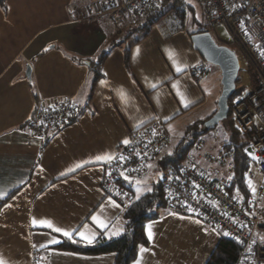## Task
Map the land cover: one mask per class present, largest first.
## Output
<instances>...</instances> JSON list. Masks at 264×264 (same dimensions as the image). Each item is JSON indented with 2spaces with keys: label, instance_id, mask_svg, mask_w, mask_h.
<instances>
[{
  "label": "crops",
  "instance_id": "obj_1",
  "mask_svg": "<svg viewBox=\"0 0 264 264\" xmlns=\"http://www.w3.org/2000/svg\"><path fill=\"white\" fill-rule=\"evenodd\" d=\"M92 1L4 0L0 5V259L5 264H114V254L56 249L69 239L32 221H50L83 244L89 243L76 232L94 233L95 240L119 237L125 203L104 191L107 162L95 157L114 156L134 132L159 126L165 127L167 141L158 155L167 154L172 133L184 136L216 110V87L210 94L205 88L208 75L197 84L191 73L203 61L190 41L195 31L187 26L183 31L171 16L149 31L128 21L113 25L108 15L81 20ZM103 53L101 78L94 83L92 64ZM37 102L48 109L65 102L76 109V119L44 141L28 126ZM201 151L192 147L188 154L202 168H214L203 164ZM154 183L129 187L139 197ZM159 214L145 225L148 246L138 251L139 264H205L222 235L167 208ZM92 216L107 227H98Z\"/></svg>",
  "mask_w": 264,
  "mask_h": 264
},
{
  "label": "built area",
  "instance_id": "obj_2",
  "mask_svg": "<svg viewBox=\"0 0 264 264\" xmlns=\"http://www.w3.org/2000/svg\"><path fill=\"white\" fill-rule=\"evenodd\" d=\"M201 7L205 28L213 31L224 28L232 37L244 57L243 64L251 77V92L231 108L234 124L240 136L249 145L250 158L259 170L262 185L254 194L244 196L232 187L234 154L212 149L203 160L212 169L199 166L193 154H188L178 169L167 168L161 174L160 184L167 210L198 219L209 228L226 236L242 248L237 264H264V0H191ZM190 0H93L86 18L94 19L108 15L113 25L128 21L143 22L166 4L174 3L182 16L183 31L191 10ZM175 9L168 16L174 19ZM168 19L166 17L164 20ZM238 70L241 63L237 61ZM196 83L208 74L207 63L191 69ZM76 109L65 102H58L48 109L37 102L28 121L29 128L44 141L56 129L67 124ZM128 145L119 147L114 159L106 163L102 187L111 191L121 204L132 199L126 191L130 184L122 176L139 180L145 172L146 163L154 159L167 141L164 126L142 128L134 132ZM203 142L193 147L198 152ZM123 156L126 159L121 160ZM231 177V179H229ZM191 208L193 211H189Z\"/></svg>",
  "mask_w": 264,
  "mask_h": 264
},
{
  "label": "trees",
  "instance_id": "obj_3",
  "mask_svg": "<svg viewBox=\"0 0 264 264\" xmlns=\"http://www.w3.org/2000/svg\"><path fill=\"white\" fill-rule=\"evenodd\" d=\"M3 1L4 0H0V5ZM174 7V3L166 4L163 8L148 17L144 22H140V29L149 31L153 26H156L166 18L171 10L174 9L175 20L178 21V24L183 28L182 16L178 12L179 10ZM186 26L187 24L185 27ZM207 31L206 28L201 27L195 31V34L205 33ZM106 56V53H103L99 57L97 63L92 64L94 83L101 78L99 69ZM229 114L230 112L228 111L226 121L229 120ZM75 119L76 115H74L70 121L62 127L70 125ZM203 123H201V125ZM191 129H193V127H191ZM203 131L207 130L204 128ZM201 134L200 131L196 132L194 129L190 132L187 130L171 154L157 155L155 157L158 169L162 172L170 167L178 169L184 158L192 149L193 143L200 138ZM239 137L241 136L236 128V132L231 135L226 143H224L222 150L224 152L232 151L234 154L232 187L238 189L242 195L247 196L251 193V189L246 180V174L250 163H253V161L246 153V145H238L236 143ZM125 189L132 195V199L121 205L123 209L124 227L119 237L106 239L105 237L100 236L92 244H83L76 239L62 240L61 244L56 249L88 256L114 254V264H133L137 258L140 247L148 246V239L144 231L146 223L157 219L160 215L159 211L165 210L166 204L163 198L160 181L155 182L152 185L151 191L139 196V198L134 196L130 187ZM10 198L11 195L7 197V200ZM241 255L242 248L239 245L225 236H221L205 264H237Z\"/></svg>",
  "mask_w": 264,
  "mask_h": 264
},
{
  "label": "rangeland",
  "instance_id": "obj_4",
  "mask_svg": "<svg viewBox=\"0 0 264 264\" xmlns=\"http://www.w3.org/2000/svg\"><path fill=\"white\" fill-rule=\"evenodd\" d=\"M189 3L191 4L190 5L191 10L189 12L188 19H187L188 29L191 31H196L201 27L205 28L204 23H203V18H202L201 7L197 3H195L194 1L190 0ZM139 24H140V22L133 23V26L137 28ZM209 34L217 45L224 46V47L228 48L229 50H231L232 52H234L237 61L241 63V67L239 68L238 73H237V79L235 82V92L227 103L228 111L230 112L229 120L226 121V119H227L226 118L225 121L220 122L213 129H211V130L206 129L207 131H203V129H204L203 124L204 123L202 121L195 123L194 125L190 126L189 127L190 129L188 128L189 132L191 130L193 131V129H194L196 132L200 131V133H202L200 135V138H198L193 143V146H192V147H194L198 141L203 142V147H202V151H201L202 152L201 158H204L208 154L207 151L209 148L212 149V155L213 156L218 155L219 150L223 149L222 147H223L224 143H226L230 139L231 135L236 132V127L233 124L234 116L231 113V108L233 105L237 104L242 98H244L245 96H247L251 92V77L249 76V72H248L247 68L243 64L244 57L241 54V52L239 51V49L237 48V46L233 43L232 37L230 36V34L224 28H216L213 31H210ZM207 67H208V74H207L208 77L205 81V83H206L205 88H206L207 92L210 94L213 91L212 89L214 87H216L215 93L213 92L214 93L213 95L216 97V100L214 101V104L216 105L217 98L220 94V89H221V87H220V72H219L217 67H214L212 65L207 64ZM201 123H203V124L201 125ZM191 127H193V129H191ZM182 138H183V135H181L179 133H172L171 137L169 138L170 139V142H169L170 146L167 148L165 153L171 154L174 151V149L176 148V146L178 145V143L181 141ZM236 143L238 145L245 144L246 150L249 149V145L246 143V141L242 137H239V139H237ZM202 162L204 165L207 164L204 160H202ZM155 163H156V161H153V162L148 161L146 163V168H145L146 174H145V176L142 175V177L139 179V180L142 179L141 181H144V183L140 184V185H145V187L143 189L149 187L148 184L151 185L154 182L160 181L162 171H160L158 169V167L155 165ZM149 165H151V167H148ZM246 180H247L248 184L250 183L252 186L250 188L251 191L253 192L252 189H255V191L253 192L254 194L259 190V188L262 185L261 174L252 162L250 163L249 168L247 170ZM135 191H136V189H135ZM139 193H142V192H139ZM200 222L204 225V227L205 226L208 227L202 221H200Z\"/></svg>",
  "mask_w": 264,
  "mask_h": 264
},
{
  "label": "water",
  "instance_id": "obj_5",
  "mask_svg": "<svg viewBox=\"0 0 264 264\" xmlns=\"http://www.w3.org/2000/svg\"><path fill=\"white\" fill-rule=\"evenodd\" d=\"M192 48L203 61L217 67L220 72V94L216 102V111L204 122L205 129H213L220 122L225 121L228 115V101L235 92V82L238 73V64L234 52L224 46L217 45L208 32L193 34L190 37ZM25 76L30 78V68L27 67ZM250 156L249 150L246 151Z\"/></svg>",
  "mask_w": 264,
  "mask_h": 264
},
{
  "label": "snow or ice",
  "instance_id": "obj_6",
  "mask_svg": "<svg viewBox=\"0 0 264 264\" xmlns=\"http://www.w3.org/2000/svg\"><path fill=\"white\" fill-rule=\"evenodd\" d=\"M170 58H171V54H170ZM176 70L180 71L179 68H177ZM153 87H155V85H153ZM174 87H175V85H174ZM122 143L125 144V145H128L130 143V141H128L126 139V140L122 141ZM95 159L98 160V161L109 162L112 159H114V157L111 156V155L105 154L104 156H97V157H95ZM120 159L123 160V159H126V158L121 156ZM76 167H81V165L77 164ZM148 167H151V165H149ZM71 170L74 171L75 169H71ZM120 174L126 181H128L129 183H132V178L131 177L125 175V173L123 171ZM229 179H231V177H229ZM141 183H144V181H141V180H136L135 181V184H137V185H139ZM249 187L250 188L252 187L250 183H249ZM252 190H253V192L255 191V189H252ZM136 191H137V193H139L141 191V189L139 187H137ZM147 191L150 192L151 188H148ZM137 198H139V197H137ZM109 202L115 207H120V205L116 204L115 201L111 200V197L109 198ZM8 206L9 205H5V207H8ZM188 210L189 211H193L191 208H189ZM91 219L93 220V222H95L97 224L98 227H100V228H106L107 227V225L104 223V221L99 219L97 216H92ZM32 223L34 225L39 224L40 226L49 227L53 231L61 233L67 239H69V240L73 239V232L72 231H68V230H64V229L58 228V227H54L50 221L42 220V221L38 222L36 220H33ZM85 228H87V225H85ZM146 232H147V235H148L149 239H151L152 238V233L150 231V226H146ZM75 234L78 235L81 240H85L89 244L92 243L95 240V238H96L94 233L92 235H90V236H86L84 231H79V232H76ZM118 234H119V230L114 231V232L111 233V235H118ZM261 239L264 240V237H261ZM51 242L52 243H58V241L55 240V239H53ZM73 242H75V241H73ZM41 247H45V245H41ZM139 251H140V253H144V252L147 251V249H145L143 246H141ZM0 264H5V261L3 259H0ZM135 264H139V259H137L135 261Z\"/></svg>",
  "mask_w": 264,
  "mask_h": 264
}]
</instances>
